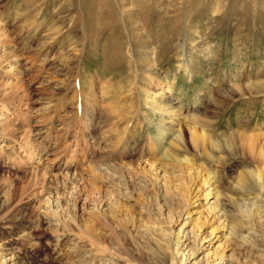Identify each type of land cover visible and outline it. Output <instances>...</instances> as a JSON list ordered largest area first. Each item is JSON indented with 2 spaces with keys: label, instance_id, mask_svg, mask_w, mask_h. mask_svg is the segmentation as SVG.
Returning a JSON list of instances; mask_svg holds the SVG:
<instances>
[{
  "label": "rangeland",
  "instance_id": "1",
  "mask_svg": "<svg viewBox=\"0 0 264 264\" xmlns=\"http://www.w3.org/2000/svg\"><path fill=\"white\" fill-rule=\"evenodd\" d=\"M55 1L0 0L3 264H138L111 256L112 249L106 256L89 252L85 221L99 223L94 215L113 198L150 219L156 234L160 226L168 229L172 248L180 237L175 264H264V156L257 153L264 147V0H150V36L136 47L141 57L134 67L125 62L124 71L110 72L99 46L108 35L92 54L84 25L74 26L76 13L65 10L66 0ZM128 3L121 6L130 10ZM48 5L64 19L51 24ZM53 41L49 57L57 59L50 68L42 50ZM156 102L170 104L171 114L154 108ZM160 126L178 134L173 149L194 169H175L157 182L147 165L160 149L151 153L146 134L158 135ZM192 133L205 142L195 144ZM108 163L120 171L113 182L106 177ZM90 177L100 192H90ZM191 178L209 194L191 206L187 220ZM141 186L148 193L144 207L136 202ZM215 197L223 215L210 210ZM164 200L169 207L159 208ZM120 209L117 219L126 217ZM216 224V236L203 239ZM129 229L137 240L118 242L131 253L145 245L142 264H159L151 257L157 246L141 238L139 223ZM99 233L110 232L96 227ZM170 250L167 242L169 264Z\"/></svg>",
  "mask_w": 264,
  "mask_h": 264
},
{
  "label": "bare ground",
  "instance_id": "2",
  "mask_svg": "<svg viewBox=\"0 0 264 264\" xmlns=\"http://www.w3.org/2000/svg\"><path fill=\"white\" fill-rule=\"evenodd\" d=\"M123 1L124 0H66L63 6L65 10H68L71 13H76L77 22L74 23V26L76 28L78 27V24L84 25L85 33L88 41V47L92 51V54H94L93 49L96 45L97 40L100 39V36L104 34L108 35V38L106 39L102 38L99 44L100 58L102 61V65L108 72L118 69L124 71L126 69L125 62L128 63L130 68L134 67V65L137 64V62L134 61L138 60L142 54V51H138L136 47L144 46L146 41L145 35L147 37L150 36V0H127L129 2L128 5L131 6L130 10L127 9V6L125 7L121 6V3ZM55 2L57 1L52 0L51 4H54ZM79 6L81 7V10L78 9ZM51 8L52 6L48 5V9L45 12L48 15V18H50L49 22L52 24L58 20L62 21L61 19H64V17L58 18L56 15H52L54 13L51 14L50 11ZM178 20L179 19H177V22ZM39 25L40 24L36 22V26L32 31L35 32L39 28ZM173 27L174 26H172V28L170 29L168 28L169 31H172V33L174 32ZM140 28L143 30V32ZM54 29L55 27H51L50 30L54 31ZM52 43H53L52 45H50V43L47 44L49 47L45 46L43 47L42 50L45 51V57L43 60L48 61L50 63L51 66L50 68L56 67V63L53 64L54 60L52 61V59H57L56 55L49 57V55L52 52L51 49L55 45V41H53ZM144 56L145 55H142V57ZM56 61L57 60H55V62ZM57 70H60V67ZM124 73L126 76H129L131 74V72H124ZM158 94L159 93H155L154 102L156 101ZM169 105L170 104L167 105L166 103L156 102L154 108L159 109L160 111L166 114H169L171 111L170 110L171 108L169 109ZM163 121L164 120H162L161 123H163L164 125L165 121L164 122ZM162 126H160V128L158 129V135L156 134L153 137L151 133L146 134V138H149L148 146L150 147L151 153L156 154L154 153L155 150L157 148L160 149L159 155H157V157L154 156L153 159L147 165V169H149L150 172L155 174V179L157 182L160 178H164V179L170 178L171 177L170 174H172L175 171V169H179V170H181L182 168L191 169V170L194 169L193 166L189 164L190 162L189 158L184 157V160H182V157L177 156L176 151L173 149L174 145L178 146L179 142L178 139H176L178 138L177 136L178 134L172 137L171 135L173 134V132L169 133L167 129L164 131V128ZM40 133L41 132H37L38 135ZM167 138L172 140H170L171 141L170 143L169 141H167V144L168 143L169 144L166 147V150L163 151L164 143H166ZM200 138H202V140L205 142L203 135L198 136L197 134L192 133L191 139L195 144H198ZM202 140L201 143H203ZM253 140H257V135L253 137ZM32 152H34V150H32ZM38 152H39V147H38ZM257 153L259 157L264 156V147L262 144L259 145V149L257 150ZM107 160L108 161L114 160V156L112 157L109 156V159ZM95 167H98V165ZM116 168L117 167L115 166V164H113L112 166L111 163H108L107 165V169H109L110 173H106L107 174L106 177L112 182L115 181L117 177L116 175H120L119 174L120 171H118V169ZM168 169H170L171 171L169 172L168 175L167 174L164 175L166 172L168 173ZM161 172L162 175L158 174ZM256 177L260 178V174H256ZM94 178L95 177H90L87 183L88 185H90V192H92L93 190H98L100 192V188L96 185V183H94ZM121 180L123 181V183L122 181H120L121 185L126 184V180L124 177ZM143 181H145V178H143ZM248 182L249 180L243 182L242 186L243 187L246 186ZM152 183L154 184L155 181H152ZM204 183H208V187L212 186V183H209V179L206 180L204 178ZM185 188H186L185 190H186L187 205L185 207L186 209L184 210L187 216L186 219L189 220L191 219V214H192L191 206L195 202L199 204L200 198H206V196L209 194V189L203 195L202 193L204 189L201 187V185L200 186L197 185L195 178H191ZM213 188L214 187L212 186L211 189L213 190ZM137 189H138L137 195L139 196V199H137L136 202H140L141 207L147 206V203H145L146 201H148V193L146 190V186H141L138 187ZM118 191L120 193H123V190L121 188H119ZM214 195L215 193L213 192V196ZM128 196L129 195L125 194L124 199L128 200L129 198ZM165 202H166L165 204H160L159 208H161L162 206H165V208L169 207V203L167 201ZM125 203L126 201H123L119 198L117 199L113 198L106 203V207L103 209V211L97 212L96 215L92 213V215H94L98 219L99 223H96L93 219H87V221H85V231L88 237L89 252H98L99 254L101 253L100 256H106L107 254L106 250L112 249L113 253L110 254L111 256H114L113 254H115L117 258H123V256L126 255L128 258H133L138 264H142L141 252H142V247L145 245L140 246L141 243H138L136 247V252L133 251V253H131L130 250L125 249L126 246H123L121 245V243L118 242L119 239H126L127 236L133 239V241H136L137 237L136 235L132 234L131 229H129V226L139 223V226L142 227L141 238L144 237L145 238L144 241L147 243H149L150 241L154 242L159 250L162 249L163 251H165L161 253L162 255H159V251L156 248L155 251H152L151 257L154 258L156 261H158L159 264H169L166 261V257H167L166 250H167V242H168L171 245L170 252L173 253V254L171 253L169 254L170 264H175L174 260H176V258L174 252H176V254L178 253L177 245H178V238L180 237L176 238L174 243L175 247L172 248V242L170 236L171 232L168 229H163L162 226H160L159 228L160 231L158 232L159 235L156 234L155 232L156 230H154L153 227L151 226L153 224L151 223L150 219L144 220L142 217L140 218L137 214H134V212L131 210V207ZM218 203L219 201L215 197L214 204L211 205L210 210L211 211L216 210L217 212L220 211L223 215L222 204L221 206H218ZM120 207L122 208V210L126 211V217L122 219L121 218L117 219L116 212L117 210H121ZM212 221L210 225L213 224ZM200 223L205 224L207 223V221L203 220ZM117 226L120 227L119 229L120 231L118 232H116ZM96 227H100L104 231H109L110 233L107 235H104L103 233H99L97 235ZM215 228H220L219 224H216V227L212 228L209 232H207V234L204 235L203 239H205L206 237L212 238V236L215 234L213 232ZM94 245H100V247L96 246L95 249H92V246ZM134 248L135 246L132 248V250ZM1 253L2 252H0V264H3L5 263V258ZM221 255L224 256V249H222ZM145 262L143 261V264H150L148 262L146 263ZM177 264H183L182 260L180 259V262Z\"/></svg>",
  "mask_w": 264,
  "mask_h": 264
}]
</instances>
